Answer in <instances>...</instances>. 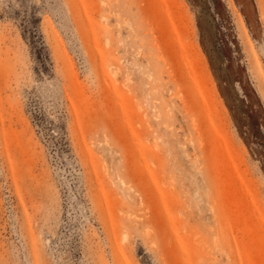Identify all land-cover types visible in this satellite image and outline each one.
<instances>
[{
	"label": "rangeland",
	"instance_id": "obj_1",
	"mask_svg": "<svg viewBox=\"0 0 264 264\" xmlns=\"http://www.w3.org/2000/svg\"><path fill=\"white\" fill-rule=\"evenodd\" d=\"M0 264H264V0H0Z\"/></svg>",
	"mask_w": 264,
	"mask_h": 264
},
{
	"label": "bare ground",
	"instance_id": "obj_2",
	"mask_svg": "<svg viewBox=\"0 0 264 264\" xmlns=\"http://www.w3.org/2000/svg\"><path fill=\"white\" fill-rule=\"evenodd\" d=\"M115 74V73H114ZM115 76V75H114Z\"/></svg>",
	"mask_w": 264,
	"mask_h": 264
}]
</instances>
